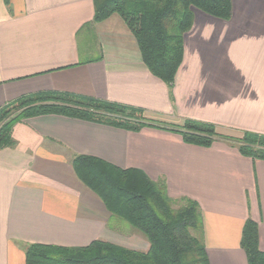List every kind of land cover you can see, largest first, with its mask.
Returning a JSON list of instances; mask_svg holds the SVG:
<instances>
[{"label": "crops", "instance_id": "1", "mask_svg": "<svg viewBox=\"0 0 264 264\" xmlns=\"http://www.w3.org/2000/svg\"><path fill=\"white\" fill-rule=\"evenodd\" d=\"M232 3L229 21L195 10L170 90L119 15L95 22L94 0H0V110L26 96L72 94L169 124H213L227 137L264 135V0ZM12 141L0 150V264H26L29 245L149 250L80 180L77 156L141 170L172 199L196 201L210 264H248V221L264 252V161L228 142L203 148L162 128L130 132L57 114L17 123Z\"/></svg>", "mask_w": 264, "mask_h": 264}, {"label": "trees", "instance_id": "2", "mask_svg": "<svg viewBox=\"0 0 264 264\" xmlns=\"http://www.w3.org/2000/svg\"><path fill=\"white\" fill-rule=\"evenodd\" d=\"M7 3L9 0H5ZM95 22L117 14L134 35L150 72L173 89L184 58V37L191 31L195 10L229 21L232 0H94ZM64 115L130 132L154 127L177 132L189 145L210 148L228 142L243 156L264 161V135L241 138L219 134L215 125L194 120L169 124L150 119L145 111L72 94L48 93L22 97L0 110V150L12 145L13 127L43 115ZM80 180L96 193L108 211L141 232L150 244L146 252L94 241L83 248L29 245L26 264H210L204 244L199 204L169 197L164 184L138 169H120L100 159L77 156L73 162ZM241 247L248 264H264L256 223L245 225Z\"/></svg>", "mask_w": 264, "mask_h": 264}, {"label": "rangeland", "instance_id": "3", "mask_svg": "<svg viewBox=\"0 0 264 264\" xmlns=\"http://www.w3.org/2000/svg\"><path fill=\"white\" fill-rule=\"evenodd\" d=\"M115 15H117V14H115ZM181 124V123H180ZM185 203L184 202H182V201H178V203H177V207L179 208V207H181V206H183ZM129 227V226H128Z\"/></svg>", "mask_w": 264, "mask_h": 264}]
</instances>
